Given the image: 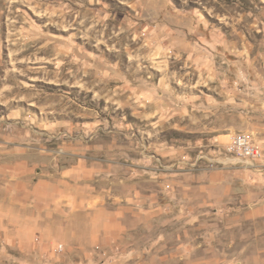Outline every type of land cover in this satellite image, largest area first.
I'll return each mask as SVG.
<instances>
[{"label":"rangeland","instance_id":"obj_1","mask_svg":"<svg viewBox=\"0 0 264 264\" xmlns=\"http://www.w3.org/2000/svg\"><path fill=\"white\" fill-rule=\"evenodd\" d=\"M248 114L264 0H0V264H264Z\"/></svg>","mask_w":264,"mask_h":264},{"label":"crops","instance_id":"obj_2","mask_svg":"<svg viewBox=\"0 0 264 264\" xmlns=\"http://www.w3.org/2000/svg\"><path fill=\"white\" fill-rule=\"evenodd\" d=\"M230 102V101H229ZM236 102L237 104H241L240 100L238 101H232ZM251 104L250 112H256V107L260 106L257 104H254L252 102H249ZM244 117L243 122L241 121L239 124H231L228 128H233L234 133L231 134L232 136L236 133L242 132L250 135L253 139V141L261 146L264 150V115H237ZM227 134H217L216 140H219L222 135H229ZM240 160L244 163V168L246 171L255 173L257 176L261 175L263 177L264 175V159L262 160H253V159H244L240 158ZM244 215L248 217L257 216L258 214H263V210L261 211L260 208H250L248 210H244ZM247 260V259H245ZM242 262V260H240Z\"/></svg>","mask_w":264,"mask_h":264},{"label":"built area","instance_id":"obj_3","mask_svg":"<svg viewBox=\"0 0 264 264\" xmlns=\"http://www.w3.org/2000/svg\"><path fill=\"white\" fill-rule=\"evenodd\" d=\"M227 150L239 158L262 160L264 150L256 144L252 137L246 133H236L231 137L227 145Z\"/></svg>","mask_w":264,"mask_h":264},{"label":"bare ground","instance_id":"obj_4","mask_svg":"<svg viewBox=\"0 0 264 264\" xmlns=\"http://www.w3.org/2000/svg\"><path fill=\"white\" fill-rule=\"evenodd\" d=\"M92 2H93V1H92ZM64 15H66V13L61 14V17L64 16ZM135 30H136V29H135ZM27 33H28V32H27ZM12 131H13V130H12ZM15 191H16V190H15ZM1 192H3V190H1ZM3 193H4V192H3ZM1 195H2V194H1ZM1 195H0V196H1ZM4 196H5V194H4ZM4 196H3V197H4ZM8 198H9V197H8ZM10 221H11V220H10Z\"/></svg>","mask_w":264,"mask_h":264}]
</instances>
